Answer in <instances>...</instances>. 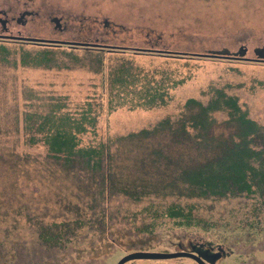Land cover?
Masks as SVG:
<instances>
[{
	"label": "rangeland",
	"instance_id": "374dc122",
	"mask_svg": "<svg viewBox=\"0 0 264 264\" xmlns=\"http://www.w3.org/2000/svg\"><path fill=\"white\" fill-rule=\"evenodd\" d=\"M87 47L104 50L103 65ZM44 52L47 65L38 59ZM123 62L163 91L155 106L133 108L138 98L119 106L110 73ZM219 93L236 97L264 137V0H0V264H118L134 254L144 258L124 264H195L148 255L206 243L226 252L216 264H264V212L254 196L190 198L174 190L135 201L112 193L102 200L112 215L101 232L91 209L101 201H94L97 175L79 164L63 167L41 142L30 144L26 130L27 114H45L58 99L72 113L91 104L97 124L82 146L110 144V185L144 189L213 156L167 134L142 142L120 137L177 122L189 100L207 105ZM214 116L215 135L236 132L225 112ZM140 143L163 155L141 153L133 146ZM255 144L264 151V139Z\"/></svg>",
	"mask_w": 264,
	"mask_h": 264
},
{
	"label": "trees",
	"instance_id": "16d2710c",
	"mask_svg": "<svg viewBox=\"0 0 264 264\" xmlns=\"http://www.w3.org/2000/svg\"><path fill=\"white\" fill-rule=\"evenodd\" d=\"M37 46L48 49L62 48V46L50 45ZM86 49L98 51L95 61L103 65V57L99 55L103 53V49ZM48 58L47 52L38 55L40 64L47 65ZM100 68L103 69V67ZM132 70L128 62H123L112 70L110 88L116 90L112 92L119 99L120 107L126 105L127 100L135 103L134 99L138 98L142 102H137L133 108L150 109L156 105L158 98H163V91L156 89L158 87L152 85L151 81L145 80V83H142V79L133 74ZM140 84L142 88L137 89L136 87H139ZM175 86L176 83L173 87ZM110 107L112 108L109 110L110 112L116 109L113 104ZM185 108L186 114L177 122L165 119L152 130L144 129L133 132L126 137H120V140L138 139L137 142H142L151 137L167 134L174 139L173 142L176 144L191 143L200 152H210L213 157L201 164L196 162L195 165L183 170L182 173L179 171V174L174 168L170 171L173 179H161L148 184L144 186L145 190L141 188L140 184L133 187L110 185V172L113 170L110 161L114 160L112 158L114 152L110 144L100 142L96 145L82 146V135L90 130L94 131L97 124L98 113L94 111L91 104H88L87 108L81 112L72 113L65 110L66 105L58 99V102L50 104V109L45 114L38 112L27 114L30 122L26 130L32 135L29 143L35 145L41 142L47 149L48 157L55 161H62L63 167L75 168L79 164L82 170L89 169L93 173L92 178L97 175L96 177L99 178L98 191L94 196V201L96 202L98 199L101 201L93 205L91 209L98 218L96 219L98 231L108 230H104L107 226L106 217L112 214H109L108 208L102 206V200L111 199L112 193L117 196L118 194L119 196H128L135 201H141L152 194L151 192L162 197L176 195L174 190L179 191L181 196L185 195L190 198L198 196L226 198L246 194V196H254L259 209L264 212V151L258 150L255 144V142L258 143V138L264 139L262 128L242 110L236 97L228 96L225 93L216 94L207 105L197 100H189ZM216 112L227 114L225 123L228 127H235V133L229 134L228 137L214 134L217 123L214 116ZM189 129L193 130L192 135ZM35 136L41 138L36 139ZM137 145L139 144L133 146L139 148L141 153L146 151L159 157L163 155L162 151L158 149L149 151V147L145 143ZM167 174L169 173H164V175ZM150 186L153 187V190ZM176 209L177 207L174 208V212L177 211ZM75 210L78 211V207ZM169 217L180 220V225H187L183 219H179L182 217L181 214L170 213ZM108 218L110 219V217ZM255 233L257 232L255 231ZM54 238L57 240L56 243L62 242L60 237Z\"/></svg>",
	"mask_w": 264,
	"mask_h": 264
},
{
	"label": "flooded vegetation",
	"instance_id": "af4514ba",
	"mask_svg": "<svg viewBox=\"0 0 264 264\" xmlns=\"http://www.w3.org/2000/svg\"><path fill=\"white\" fill-rule=\"evenodd\" d=\"M28 43L36 44V43H31V42H28ZM190 246H191L190 251L185 252V253L192 254L195 257L190 256V257H183V258H187L188 260H191L195 264H216L218 260L226 256V252L221 251L218 244L216 245L213 243H206V245L205 244H190ZM179 252H183V250ZM173 253H176V252H173Z\"/></svg>",
	"mask_w": 264,
	"mask_h": 264
},
{
	"label": "water",
	"instance_id": "95a60500",
	"mask_svg": "<svg viewBox=\"0 0 264 264\" xmlns=\"http://www.w3.org/2000/svg\"><path fill=\"white\" fill-rule=\"evenodd\" d=\"M24 42H31V43H36L39 45H58L61 46L63 43H52V42H47L45 40H39V39H26L23 40ZM71 46V45H69ZM91 48V47H87ZM152 256L148 255L149 257H154V258H159V259H168V258H178V257H190L193 256L192 254H188L185 252H176V253H162V254H151ZM195 257V256H193ZM137 258H144L143 256L141 257L140 255L134 254V255H129L121 259L118 264H124L125 262L132 260V259H137Z\"/></svg>",
	"mask_w": 264,
	"mask_h": 264
}]
</instances>
